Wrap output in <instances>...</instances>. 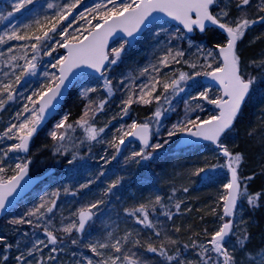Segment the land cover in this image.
Instances as JSON below:
<instances>
[{
	"label": "snow or ice",
	"instance_id": "snow-or-ice-1",
	"mask_svg": "<svg viewBox=\"0 0 264 264\" xmlns=\"http://www.w3.org/2000/svg\"><path fill=\"white\" fill-rule=\"evenodd\" d=\"M33 2L34 0H17L13 5V11L8 12L7 16L0 15V21L9 19L14 12H19ZM81 3L82 0H67L66 3L59 5L48 3L47 8L54 10L51 16L45 15L42 19H35L30 24L23 25V29L13 26L11 30L6 29L0 34V45L7 44L8 41L30 42L18 46L22 54L9 55L3 59V67L8 68L9 71H4L3 78L0 79V110H3L10 101L16 99L17 88L26 77L36 75L41 53L45 56H51L53 52L57 51V47L66 50L65 55L59 56L55 63L51 64L53 69H58L59 74L44 72V76H50L51 79L46 84L41 85L40 89L24 97L27 103L23 105L21 111L15 114L17 122L10 123L0 133V140L16 141L3 151V157H7L11 152L27 153L29 151L31 141L45 120V113L52 107L53 101L61 95L62 87L74 69L87 68L100 73L102 77H105L104 88L111 96L113 87L112 81L105 74L106 65L117 64L125 50V45L134 41L148 23L175 21L182 26V29H176L177 34H180L182 30H186L187 33L199 30L203 33L209 24L215 26L222 30L225 35L224 42L217 43L214 48L210 49L197 46L198 52L203 54V63L183 61L193 69L191 74L180 71L179 75L176 76L175 73H172L171 75H165L163 82H161V68L169 67L171 63H181L185 55L182 50L171 47H168L164 54L158 58L157 64L141 69L140 75L148 74V81L138 86V93L134 87H128L127 97L121 101V113L124 116L128 115L134 103L151 105L155 101L158 106L151 116L145 118L144 122L133 120L130 124H122L115 130L111 140L103 141L101 139L99 142H106L115 150L110 158L101 157L104 164H110L117 159V155L122 150L121 146L130 137L139 140L141 147L139 151L132 152L131 156L126 158V161L133 160L137 164L142 160L151 159L154 152L163 148L165 144L169 143L170 138L177 134L210 141L216 145L225 158V163L219 165V167L226 168L230 173V179L222 185L223 192L218 197L219 201H223V214L218 216L220 223L213 232L209 233L207 229H204L203 234L206 242L191 240V244H184L183 248L198 249L196 252L198 260L195 264H241L235 253L237 248L240 250L246 248L249 235L245 230L237 237L236 245L229 249L227 246L228 239L236 235L233 217L236 214L240 199L246 198L249 206L255 208L258 206L261 193L248 194L247 186L244 185L242 188L241 178L238 175L242 155L230 151L222 143V137L232 129L254 87L260 79L264 78V76L253 75L247 70L249 67L264 70V59L252 60L248 64H244L238 50V42L243 39L246 31L258 22L264 23V0H258L255 5H253V0H236L235 7L240 14L231 19L229 18L228 6L220 7L219 0H102L94 7L86 9L88 16L85 15V12H80L78 16H74V10ZM252 7H255L257 13L255 19L249 18L248 15V10ZM213 9L218 10L214 11ZM69 17H72V19L69 20ZM165 18H170V20H165ZM65 21H68L67 26H64L63 22ZM75 21H84L85 24L69 32ZM118 32L123 33L125 37L130 39H125L118 48L109 50V40ZM162 32H166L163 27L155 35L159 37ZM57 35L63 37V39L55 41L57 47H51L49 41H52ZM177 38L183 39L184 37L183 35L172 36L169 43L171 39ZM189 43L191 46V41ZM29 51L31 52L30 56ZM7 52L12 53L13 47H8ZM0 57H5V53L0 52ZM21 60L23 64L19 63ZM149 68L155 75L149 72ZM200 76L214 81L219 86V91L215 97H211L209 95L210 90L205 89L199 92L198 95L191 97V101H206L208 104L214 105L217 112L208 115L206 118L197 115L195 119H192L190 114L197 109L204 111L203 105L196 103L193 107L189 100H185V115L172 124L163 143H152L153 136H159L161 118L165 113L175 111L172 102L176 96L185 91L182 85ZM120 83L123 84L124 81L121 80ZM158 88H162V92H159V94H157ZM95 91H97L96 88H87L84 89L83 95L87 96L89 92ZM162 98L163 104H167L169 107H163ZM107 102V98L101 99L98 103L90 101L85 106V111L80 119L73 123H68L69 116L65 115L55 125L54 130L49 133L52 141L59 142L55 145V152L61 154L67 152L65 141L72 140L70 133L75 131L74 125L83 129L87 141H97L98 137L105 132L107 124L104 127L97 128L90 121L94 120L96 113L104 110ZM93 104H95V107H92ZM83 142V140L80 141L81 144ZM76 158V154H73L72 159L68 160V164H73ZM30 162L16 163L14 169H10L13 174L5 176L4 161L3 158H0V212L5 210L8 198L20 186V181L28 175ZM211 167L215 168L216 165ZM205 171V167H200L193 174L200 175ZM104 174L101 171L99 176ZM99 176L97 179H99ZM244 179L250 180L251 177ZM94 182L90 179L81 184L79 188H88ZM120 183L121 178L117 177L108 184L103 195L107 196ZM69 190L68 187L64 188L65 193ZM183 191L187 192L188 188H183ZM174 193L175 190H173ZM59 195V189L51 193H45L40 197V202L30 208L24 216L11 221L13 225L28 224L37 229H42L46 237V240L39 238L32 240L24 250L20 251L15 256L17 264H45L44 257L41 255L36 258V254L42 253L43 249L48 248L49 245L53 246L50 249L51 253L58 251L55 246L60 242V238L56 235L57 229L52 214H54V209L57 206ZM103 203L104 200L100 199L80 207L73 214L77 219L63 225L58 231L65 235H70L73 230L82 233L86 224L95 215L93 210ZM182 203L183 201L175 202L174 207L177 212H179ZM157 206L163 210L162 215L167 217L168 220L172 219L173 213L168 210V205L163 203L161 196H156L154 200L147 203L126 208L125 212L133 216L136 223L155 229L154 236L161 238L158 244L151 239L141 241L138 238L130 242L129 237L133 235L132 232H126L123 237L111 240L112 233H108L103 242L97 241L84 245V247L91 250L95 257L100 258L93 260L85 257L87 264H145L137 252L132 250L133 248H143L147 252L158 255L168 264H193L192 261L187 260L181 247L178 246L180 242L173 239L166 232L162 234L157 223L150 219V212L155 213ZM212 214H216L215 209L212 210ZM61 223L63 224L62 221ZM174 230L179 232L180 228L177 227ZM25 235L27 234L25 233ZM136 235L139 236V233ZM195 235L200 236V233H195ZM4 243L5 237L0 236V244ZM71 243L75 245L78 240L72 239ZM129 243L131 246L125 248V245ZM12 247V244H6L5 250ZM7 259L8 257L5 256L4 260L7 261ZM55 259L56 257L51 254L47 257L48 261ZM242 260H246V264H264V248L259 249L254 256H249L246 253ZM77 264H80V262L77 261Z\"/></svg>",
	"mask_w": 264,
	"mask_h": 264
},
{
	"label": "rangeland",
	"instance_id": "rangeland-1",
	"mask_svg": "<svg viewBox=\"0 0 264 264\" xmlns=\"http://www.w3.org/2000/svg\"><path fill=\"white\" fill-rule=\"evenodd\" d=\"M100 1L91 0L90 1V8L94 7L97 3ZM258 3V0H253V5ZM15 3L12 1H8L9 6H13ZM220 7H224L225 5L228 6V10L230 13L229 18H235L239 14H235V10L233 11L232 5H235V0H219ZM45 11L42 12V15L39 19H42L45 15L51 16V11L46 7L44 8ZM214 11H217L218 9H213ZM79 14H76L75 16H78ZM254 16H249V18H253ZM90 19V17H88ZM8 20V19H7ZM94 22V21H93ZM85 24L84 21H75L72 26H78ZM86 26V25H85ZM253 26V25H252ZM252 26L246 31L245 36L241 41L238 42V50L239 54L241 55L242 61L244 64H248L249 61L252 60H261L264 59V52L261 54H257L256 56H250V50L256 48L261 43L264 44V23H256V30L258 31L257 34H259V37L255 36L253 32H250L252 30ZM161 27L163 29H166V32H162L159 37L155 35V33L159 32ZM178 27L170 24L169 22L164 23L163 21H158L154 23L136 42L133 46L129 47L128 45H125V50L121 55L120 60L115 65L108 64V66L105 69L106 77L112 81V87H113V94L111 96L108 95L107 91L104 88V79L105 77H93L89 75H82L76 82L74 86V93L73 96L75 98H83L85 97L83 95L84 89L87 88H96L97 93L103 94L105 98H107L108 102L105 105V108L102 112H98L95 114L94 120L90 121V123H94L95 127L101 128L104 127L107 124V127L105 128V132L101 134L100 137H98L97 141H87L85 138V133L82 128L74 125L75 131L71 132L72 140L71 141H65V144L67 146V152L65 154L56 153L55 152V145L59 142H54L48 140H42V138L32 147V153H31V172L37 173L42 171L43 169L47 168L51 163L56 161L58 158L64 159V157L67 159V164L64 166L63 169H58L54 175H52L47 181H44V185H39L35 190L32 191L33 196H35V199H38V203L40 202V197L44 195L45 193H51L52 191H55L59 189L60 195L57 199V206L54 209V214H52L53 222L56 225V235L58 238H60V242L55 246L57 247L58 251L56 253H51L50 249L53 247L52 245H49L48 248H44L42 253H37L36 258H39L41 255L44 257L45 264H77V261L80 262V264H87V261L85 260V257L91 258L93 260L100 259L99 257H95L94 254L91 252L89 248L84 247L85 244L88 243H95L97 241L103 242L107 236L108 233H111L112 231H115V233L111 236V240H115L117 238L123 237L126 232H132L133 235L129 237V241L131 242L133 239H141L142 236H137L138 228L141 227L138 224H132L131 226H120L124 222L123 217L125 216L126 212L124 207H121V205H116L113 207V202L118 199V195L120 194V191H128L127 188L131 185H136L138 179L140 181L139 185L144 184L142 182L143 175H149L150 176V185L143 190L144 194L143 198H139L138 195H133L130 198L129 203L125 204V207L129 205L131 208L138 206L141 203H147L150 200H154L156 196H161L162 193L159 192L157 189L166 187L168 184V192L166 191L165 195H168L166 201L164 202L166 205H172L174 204V200L178 199L179 201H183V204H187V211H193L195 215H198V210H200L203 214V216L200 218H197V221H203V226L201 229H207L209 233L213 232L217 225L220 223L218 219V212L221 211L222 215V205L223 201H219L218 197L220 194H222L223 189L222 185L224 183L228 182V179L221 181V184L216 183V187L214 186L210 193L207 192V190L200 188L199 183V177L200 175H194L196 169L200 167H205L206 171L204 173L208 172V169L211 168L208 164L209 158L207 157L206 151L201 149H196L193 151V155L189 156V154H180L177 155L175 158V155L172 157L174 160L171 162V166L175 169V166H179V170L177 172L172 170L170 167V160L171 157H163L161 158V162L167 164L163 166V168L159 171H150L151 168V160H142L139 164H137L133 160H127V157L131 156V153L134 151H139L140 147H138L136 144L129 145L126 150L122 153L121 156L117 157L115 161H112L110 164H104L101 157H111V155L114 154L115 150L111 148L108 143H101L99 140L103 141H109L112 139L113 134L115 133V130L120 127V125H127L132 123L133 120L139 119V115L141 116L140 119L144 122L146 117H149L152 115V113L155 111L156 107L158 106L155 101H153L152 109L148 112H146L143 116L140 114V109L142 108L143 104L134 103L130 110L128 115L124 116L121 113L122 104L121 101L123 99H126L128 94V87H134L139 92V85L146 83L148 81V74H145L143 76L140 75V70L149 67L152 64H157L158 58L164 54V51L168 47H171L173 49H180L182 50L185 55L183 57L182 63L180 66H176L175 63H171L169 67L161 68L160 72V79L161 82H163V78L165 75H171L172 73H175L176 76L179 75L180 71L188 72L189 74L192 73L193 69L189 67L187 63H184V60L190 61V62H199L203 63V54L198 52L197 46L204 49H210L212 47L204 45L200 42H197L193 37L187 36L183 30L180 34L176 33V29ZM253 31V30H252ZM183 35V39H171V42L169 43V40L172 36H179ZM59 37V35H57ZM55 36L52 41H49V44L51 47H57L55 41L58 40ZM199 36V35H198ZM262 36V37H260ZM223 38V37H222ZM258 38V39H257ZM263 38V39H262ZM223 38L221 41L224 42ZM125 39H117L115 40L112 45L110 46L111 50L112 48H118L121 43L124 42ZM189 41H191V46ZM262 44V45H263ZM14 46V44H13ZM264 46V45H263ZM214 48V47H213ZM49 50V49H45ZM249 51V52H248ZM57 54L52 53L51 56H45L43 53H41V57L38 62V68L36 75L26 77L21 84L17 88V96L14 101L15 107L11 108L8 112H2L0 110V133L4 131V129L10 124V123H16L15 120V114L18 111H21L23 108V105L27 103V101L24 99V97L30 95L33 91H36L40 89L41 85L46 84L48 80L51 79V77H45L44 72H56V69H53L51 67L52 63H55L54 59H56ZM199 58V59H198ZM140 63V64H138ZM23 64V62L21 63ZM249 72H251L253 75H260L264 76V70L257 68V67H249L247 69ZM9 71L8 68H4L2 72ZM149 72L152 75H155V73H152L151 68H149ZM3 78V74L0 76V79ZM200 77H195L193 80L187 81L182 86L185 88V91L180 93L178 96H176L173 99L172 106L175 108V111H169L165 113V115L161 118V124H160V132L159 136H153L152 143H163V140L167 138V131L171 128L172 124L176 123L180 118H182L185 115V100H189L192 106L194 107L196 103H201L203 105L204 111H207V102L206 101H191V97L198 95L199 92L204 91L205 89H209V95L211 97H215V95L218 93V89L212 86H205L201 84ZM123 80L124 83L121 84L120 81ZM159 92H162V88H158L157 94ZM92 94L94 92H89L87 95ZM96 97V96H95ZM93 97V98H95ZM111 103H110V102ZM161 103L163 104V98ZM18 106V108H17ZM31 106V105H30ZM148 106V105H145ZM164 108L169 107L167 104H163ZM243 111H241V116L244 118V120L241 118H238V124L237 127L232 128L230 131H228L223 137H222V143L225 144L229 150L233 151V146L238 141L239 137V131L242 127L243 122L247 121V118L251 117L254 121H257V126L259 128H262L264 126V78L260 79L257 85L254 87V90L250 97L247 99L246 103L244 104ZM85 111V108L81 114L83 115ZM202 111L197 109L195 112H192L190 114V118L195 119L197 115L202 116ZM214 114V113H212ZM211 114V115H212ZM80 116V117H81ZM64 115L57 116L55 124L52 126V130L55 128V125L63 119ZM79 117V119H80ZM115 117V119H113ZM171 118V119H169ZM77 119V120H79ZM239 125V126H238ZM256 126V127H257ZM264 133V128H263ZM83 140L84 142L81 144L80 141ZM5 141V142H4ZM177 141V136L171 137L168 144H165L163 148L157 150L154 153H161L165 152L166 150L172 149L173 144ZM11 142L13 140H7L3 139L0 140V144H3L2 148L0 146V152L3 153L4 150L7 149L8 146L11 145ZM150 150V149H149ZM12 153V152H11ZM18 153V152H16ZM153 153V154H154ZM234 153H239V151H235ZM10 154V153H9ZM73 154H76L78 158H80V162L84 163L86 159H90L93 156V159L91 163L88 165L90 168H84L81 167L79 163L73 162V164H68V160L72 159ZM20 156V155H19ZM88 157V158H86ZM153 157V156H152ZM0 158H3L4 164L3 166L7 170L9 167L14 169L16 163L25 162V157H21L19 160H15L14 157H3L0 154ZM6 158V159H5ZM139 159V158H137ZM192 159H198L196 162H193ZM120 165V170L117 172L115 170L114 164ZM243 159L241 164L238 168V173L240 174L242 170ZM185 165L184 168H182ZM194 170V171H193ZM103 171L105 173V176L101 177L99 176V173ZM158 176L156 177V175ZM173 174V176H172ZM99 176V179L97 177ZM117 177L121 178V183L107 195L104 196L103 192L108 187V184L111 183L113 180H115ZM138 178V179H137ZM157 178V179H156ZM186 178V179H185ZM221 178V176H219ZM94 180L95 182L92 183L88 188L80 189L79 186L81 184L86 183L88 180ZM137 179V180H136ZM242 180V179H241ZM156 181V188H154L153 184ZM242 183H244V179L242 180ZM182 185L183 187H179ZM68 187L70 190L69 192L65 193L64 188ZM187 187L188 191L184 192L183 188ZM173 190H175V193L173 194ZM206 191V192H205ZM217 191V192H216ZM75 193V194H73ZM200 196L202 201L200 203H206L205 207L202 206L196 202V198H199ZM171 197V199H169ZM104 200L103 204H100L97 209H94L95 215L93 219L98 218L101 220L100 224L97 222L95 224V232L94 236L92 235L91 229H93V219L89 222L87 229H86V235L78 237L75 234V230L70 235H65L62 232L58 231L63 225H66L68 223H71L73 220H76V216L73 214L77 212V210L89 203L95 202L96 200ZM243 199V198H242ZM26 199L24 200V202ZM37 203V204H38ZM109 206H112L111 208H107ZM198 207H200L198 209ZM107 208L104 212V209ZM215 209L216 214H212V210ZM22 211L21 207L18 206L16 209L14 208L11 213L15 216L16 212ZM124 211V212H123ZM106 215H110L108 218H103L104 213ZM120 217V220L119 218ZM132 218L135 220V218L132 216ZM13 216L8 218L5 222L0 223V236L5 237V243L0 244L4 246L3 250L6 249V244H9V241L11 237H13L14 232L17 231V227L11 223L13 220ZM150 219L155 223V219L153 218V213L150 212ZM96 220V219H95ZM63 222V224L61 223ZM108 221V222H107ZM171 221V220H170ZM165 221V222H170ZM196 221V220H195ZM174 221H172L173 223ZM235 223V233L236 235L231 236L228 239L227 246L229 249H231L234 245H236L237 241V232L239 228H242V223H239L236 225ZM92 225V227H91ZM108 225H117L116 228H108ZM24 226L22 229V233L24 237L22 238V243H19L15 239V244H13L12 249L15 250L16 255L19 254L20 251L24 250L25 247H27L30 242L36 238L39 239H45V234L43 233L42 229H37L32 225L28 224H21L20 227ZM201 226V224H199ZM91 227V229H90ZM122 227V228H121ZM174 227V226H173ZM200 228V227H199ZM199 228L196 227V230L199 231ZM90 229V230H89ZM143 230L146 229V227L142 228ZM140 229V230H142ZM153 230V229H152ZM173 230V229H172ZM155 232V230H153ZM25 233L27 235H25ZM153 233V232H152ZM203 238L198 239L197 241H205L204 235H202ZM78 237V238H77ZM155 237V236H154ZM188 237V235H187ZM157 238V237H155ZM72 239H77V244H72ZM103 240V241H102ZM154 242L159 243V240H153ZM186 244H191V236L185 239ZM19 245V246H18ZM131 246V245H130ZM9 250V249H8ZM138 248H135L134 251L137 252ZM182 250V249H181ZM111 251L110 249L108 250ZM139 251V250H138ZM198 249H184V256L187 258V260H190L195 264V262L198 260V257L196 255V252ZM54 255L57 261H48L47 257L49 255ZM138 254V253H137ZM156 255V254H155ZM236 255V254H235ZM139 256V255H138ZM157 258L160 260H163L161 257L156 255ZM140 257V256H139ZM32 259V258H30ZM142 261L145 262V264H157L152 263L151 261L143 260L142 257H140ZM55 261V262H54ZM241 264H246V260L240 259ZM161 264V263H160Z\"/></svg>",
	"mask_w": 264,
	"mask_h": 264
},
{
	"label": "trees",
	"instance_id": "trees-1",
	"mask_svg": "<svg viewBox=\"0 0 264 264\" xmlns=\"http://www.w3.org/2000/svg\"><path fill=\"white\" fill-rule=\"evenodd\" d=\"M8 1H12L14 3L17 2V0H2V1H0V15L7 16L8 12L13 11V6L12 5L9 6ZM90 1L91 0H82V3L78 6L77 9L74 10L73 15L75 16L76 14H79L80 12H85V15L88 16L86 9L90 8V6H91V5H89ZM95 1H100L99 3L102 2V0H95ZM66 2H67V0H34V2L30 5H27L26 8L21 9L19 12H14L13 16L10 17L8 20L0 21V34H2V32L6 29L11 30L13 26L23 29V25L30 24L35 19H38L41 17L42 12L45 11L44 8L47 7L48 3H53V4L59 5V4H63ZM235 2H236V0H235ZM109 7H111V5H109ZM232 8H233V11L235 10L234 11L235 14L236 13L240 14L239 10L235 7V5H232ZM49 11H51V14H53V12H54L53 9H49ZM248 15L249 16L255 15V17L257 16V13L255 11V7H252L248 10ZM255 17H253V18H255ZM71 19H72V17H69V20H71ZM77 22H79V21H77ZM63 23H64V26H67L68 21H65ZM93 23H95V21ZM76 26H72V28L69 29V32H72ZM255 26H256V24H254L252 26L253 31L250 30V32H253L256 37L257 36L259 37V34H257L258 31L256 30ZM260 37H262V36H260ZM56 38L58 40L63 39V37H61V36H59V37L57 36ZM193 38L197 42H200V43L207 45V46H210L212 48L217 43H222L221 40L223 39L222 35L216 29H208L203 35H199V36L195 35ZM26 43H30V42H28V41H8L7 44L0 45V52L5 53V57H0V76L3 74L2 71L5 68V67H3V59H5L9 55H20V54H22V52L18 46L20 44H26ZM13 44H14V46H13ZM262 44L263 43L258 45L256 48L250 50L249 55L250 56H256L257 54H261L262 52H264V46H263L264 44L263 45ZM8 47H13L12 53L7 52ZM54 53L57 54L56 59L59 58V56H62L61 48L57 47V51L53 52V54ZM30 55H31V52L29 51V56ZM56 59H54V61ZM22 62H23L22 60L19 61V63H22ZM181 63L175 64V65L180 66ZM138 64H140V63H138ZM73 93H74V89H72V91L69 93V95L67 96L62 108L55 115L53 120L50 123H48L46 126H44L38 132V134L35 136L32 147L41 138H42V140L44 139L45 141L48 139H50V141L52 140L51 137L49 136V133L52 131V126L57 121L56 120L57 116L60 117L62 115H64V116L68 115L69 116L68 123H73L74 121L79 119V117L81 116L85 106L88 105L90 101H94V102L98 103L101 99H104V97H105L103 94L94 92L92 94L90 93L89 95H87L83 98H81V97L75 98L73 96ZM93 97H95V98H93ZM206 106H207L206 107L207 111L201 112L202 118H206L208 115H211L212 113L215 114L214 105L207 104ZM13 107H15V102L10 101L5 106V108L2 110V112H8ZM92 107H95V104H93ZM17 108H18V106H17ZM151 109H152V105H148V106L143 105L142 108L140 109V114H142V116H143L146 112L150 111ZM243 110L244 109L242 108V111ZM140 117L141 116L139 115V119H137V122H143L140 119ZM238 118H240V119L242 118L244 120V118L241 116V113L239 114ZM238 118L234 122V126L232 128L237 127ZM169 119H171V118H169ZM256 122L257 121H254V123H253V119L251 117H249V118H247V121L241 123L242 127L240 128V131H239L240 132L239 137H237L238 141L233 146L234 148L232 151L234 153L235 151L238 150L239 153L242 155V159H243L242 164L244 166H242V170H241L240 174L238 173L239 177L242 180L246 177H251L250 180L244 179V183H242V180H241L242 188L244 185H246L248 194L261 193V196L258 200V206L257 207L253 208V207L249 206V204L246 201V198L240 199V204L237 207L236 214L234 216V220L236 221V225H238L239 223H242V225H243L242 228H239V230L237 232V237L239 235H241L245 230L247 231V233L249 235V238L246 242V248L244 250H240L239 248H237V251L235 254H236L238 261L240 259L244 258L246 253L249 256H254L259 249L264 248V183L261 181V179L264 181V172L262 173V170L264 171V133H263L264 126L262 128H259V126H257ZM176 136H178V134ZM15 142L16 141H13V142H11V144L15 143ZM0 146L2 148L3 144H0ZM198 148L206 151L207 157L209 158V162H210V164H208L209 166L216 165L215 168H212V167L209 168L207 173L201 174V176L199 177L200 188L205 189V190H211L214 186L216 187V183L221 184V181H222V184H223V181L227 177V172H226V168H221V167H219V165L224 164V157L219 155V153L217 151H215V149L212 148V146L207 145V144L206 145H200L198 147H189V148L184 149L182 151H174L173 152L171 149H169V150H166L165 152L154 153L153 157L151 158L152 159L151 160L152 166L150 168V171H154L155 173H157L156 171L161 170L163 168V166L167 165V164L161 162L160 159L163 157H169V158L171 157L169 165L173 171L175 170L177 172V170H179L180 167L177 166V164L175 166V169L171 166V162L174 160V158L172 156L175 155V158L177 155H180V154H189V156H191V155H193V151L198 149ZM31 153H32V148H31V152L29 154L30 158H31ZM0 154L3 156V153L0 152ZM7 157H10V158L14 157L15 160L20 159L19 152L18 153L12 152V153L8 154ZM76 157L77 158L74 162L79 163L81 165V167L90 168L88 165L91 163L93 156H88L91 158L86 159V161L84 163L80 162V158H78L77 155H76ZM88 157H86V158H88ZM192 160H193V162H196L198 159H192ZM66 164H67V159L64 157V159L58 158L56 161L51 163L49 166L54 167L55 171H57L58 169L59 170L63 169ZM114 167H115V170L117 172H119L120 165L117 163V164H114ZM184 167H185V165L182 168H184ZM153 168L156 171L153 170ZM260 168L262 170H259ZM10 169H12V168L9 167L6 170L5 176H10L13 174L10 171ZM90 169H92V168H90ZM103 176H105V174ZM103 176H101V177H103ZM157 176H158V174L156 175V177ZM172 176H173V174H172ZM219 176H221V178H219ZM138 178H142L141 180H142V182H144V184L139 185L140 181ZM138 178H137L138 181H137L136 185H131L130 187H128L127 188L128 191H124V190L120 191V194L118 195V199H116L113 202V207H115L116 205H121V207H124V209L131 208L129 205H127L125 207V204L129 203L131 196L138 195V197L140 199L143 198V195H145L143 190L150 185L149 180L151 178L149 175H146V174L143 175V177H138ZM40 185L43 186L44 181ZM153 186L155 189H157L156 188V181L154 182ZM179 187H183V186L180 185ZM221 189H223V188H221ZM157 190L162 193V200L164 203L168 197V195H165L166 194L165 192L166 191L168 192V184L166 185V187H162V188H159ZM25 199H26V201L24 202ZM25 199L18 202V205L15 207V209H16L18 206H20L22 211L16 212L15 216L11 212L7 213L5 216H3L0 219V223L5 222L8 218H10L12 216L14 219H18V218L24 216V214L30 208L34 207L38 203V199H35V196H33L32 193H30ZM177 201H179V200L178 199L174 200V204ZM201 201L202 200L196 201V202L200 205ZM174 204L168 206V210H170L173 213V217H172L171 221L169 220L170 222H165V221H168V219H167V217H165L164 215L161 214V212L163 210L160 209L159 206H157L156 212L153 213V218L156 220L155 223H157V226L161 230L162 234L166 232L173 239H176L180 242V244L178 246L181 247L182 252H183V245L186 244V242H185L186 238H188L189 236H191V240H198V239L203 238L202 235H204L203 234L204 230L201 229V227L203 226V221H197V218H199V217L201 218L204 213H202L200 210H198V212H199V213H197L198 215H195L193 211H187L186 210L187 204H183V203L180 206L179 212H177V210L174 207ZM205 205H206V203H203L200 205V207L202 206L204 208ZM111 207L112 206H109L107 208H111ZM200 207H198V209ZM107 208L104 209V212H106L105 210ZM218 214L221 215V211L218 212ZM108 217H110V215H106L104 213L103 218H108ZM118 218L120 220V217H118ZM95 219L93 221V229H91L93 237H95L94 236L95 224H97V222L102 224L101 220H99L96 217H95ZM122 221L124 223L121 224L120 226H125L126 224H127V226H131L132 224H134V219L127 212H126L125 216L123 217ZM172 221H174V222L172 223ZM199 224H201V226H199ZM138 225L141 226L138 228L139 236H142L143 239H145V240L151 239L152 241L161 239V238H155L154 237V231L153 230H155V229L152 230V228H148L144 225H141V224H138ZM15 226L17 227V231L14 232L13 237L10 238L11 241H9V244H12V245L15 244V239L19 243H22L23 242L22 238L24 237V235L22 233V229L24 228V226L20 227L21 224H18ZM116 226L117 225H108V228H110V232H111V228H116ZM143 227H146V229L143 230L142 229ZM177 227L180 228L179 232H176L174 230ZM196 227H198V228L200 227L199 231H197L198 229L196 230ZM140 229H142V230H140ZM111 233L113 235L115 233V231H112ZM195 233H200V236H196ZM85 235L86 234H84L83 236H85ZM187 235H188V237H187ZM141 241H144V240H141ZM155 243H157V242H155ZM3 247L4 246L0 245V264H17V262L15 260V256H16L15 250H13L12 248L9 250H3V249H1ZM128 247H130V243L125 245V248H128ZM134 249L135 248H133L132 250L134 251ZM138 250H137V253L140 257L143 258V260H147V261L149 260L152 263L156 262L157 264H160V263L161 264H168V262H166L164 260H160L159 258H157V256L155 254L147 252L143 248H138ZM170 254H172V253L170 252ZM5 256L8 257L7 261L4 260ZM57 260L58 259H56L55 261H57Z\"/></svg>",
	"mask_w": 264,
	"mask_h": 264
},
{
	"label": "water",
	"instance_id": "water-1",
	"mask_svg": "<svg viewBox=\"0 0 264 264\" xmlns=\"http://www.w3.org/2000/svg\"><path fill=\"white\" fill-rule=\"evenodd\" d=\"M162 15V14H161ZM165 20H170V18H165ZM156 22V21H154ZM148 23L145 27H143L142 31L140 34H138V36L136 37V39L134 41H132L130 44L128 45H133L135 43V41L154 23ZM170 23H172L173 25L175 26H178L180 28H182L181 25H178L177 22L175 21H170ZM208 28H215L217 29L218 31H220L222 33V30L218 29L217 27L215 26H212V25H208L207 29ZM184 32H186V30H184ZM197 33L201 34V32L199 30H196ZM187 35H192V33H187ZM223 34V33H222ZM224 35V34H223ZM225 36V35H224ZM118 38H121V39H130L128 37H125L123 35V33H117L115 36H113L112 38H110L109 40V47H110V44L118 39ZM62 49V48H61ZM62 51L64 52V55L66 54V50L65 49H62ZM107 66V65H106ZM58 69H57V75H58ZM92 75V76H96V77H100V73H97V72H94L92 69H87V68H84V69H74L73 72L69 75V78L68 80L65 81V84L64 86L62 87V90H61V95L59 97H57L56 100L53 101V105L52 107H50L47 112L45 113V120L42 122L40 128L38 129V131L48 122L50 121L53 116L58 112V110L60 109V107L63 105L64 101H65V98L67 97L69 91L72 89L73 85L75 84L76 80L81 76V75ZM201 82L206 84V85H212V86H215L217 88H219V86L214 82V81H211L209 78L207 77H201ZM217 110V109H216ZM38 133V132H37ZM37 135V134H36ZM35 135V136H36ZM34 136V137H35ZM130 142H136L137 144L140 145V142L139 140L135 139V138H128L125 142L124 145L121 146V152L118 154L120 155L123 150L128 146V144ZM200 144H211L216 150L220 151L221 150L216 146L214 145L213 143H211L210 141H204V140H199L197 138H194V137H189V136H186L184 134H180L179 135V139L178 141L176 142V144L174 145V149L177 150V149H181V148H186V147H189V146H193V145H200ZM141 146V145H140ZM29 150H30V147H29ZM21 155H28L29 151L27 153H23V152H19ZM222 154V152H221ZM27 161H30L29 159ZM54 172V169L53 168H49L48 170L44 171L43 173H40L38 175H31L29 173V170H28V175L24 177L23 180L20 181V186L17 188V190L13 193L12 196H10L8 198V202L6 204V208L4 211L0 212V218L6 214L16 203L17 201H19L21 198H23L39 181L43 180L44 178H46L47 176H49L50 174H52ZM228 179H230V173L228 172ZM89 223V222H88ZM87 223V224H88ZM86 224V226H87ZM85 226V228H86ZM85 230V229H84ZM83 230V231H84ZM78 234H81V233H78Z\"/></svg>",
	"mask_w": 264,
	"mask_h": 264
},
{
	"label": "bare ground",
	"instance_id": "bare-ground-1",
	"mask_svg": "<svg viewBox=\"0 0 264 264\" xmlns=\"http://www.w3.org/2000/svg\"><path fill=\"white\" fill-rule=\"evenodd\" d=\"M218 31V30H217ZM183 32H184V30H183ZM221 35H222V37L223 38H225V36L220 32V31H218ZM185 34H186V32H184ZM187 35V34H186ZM187 36H189V35H187ZM26 159H29L30 157L28 156V157H25ZM25 159V160H26ZM259 170H262L261 168L259 169ZM264 171L262 170V173H263ZM261 177V176H260ZM261 181L264 183V181L261 179ZM211 191V190H210ZM209 190H207V192H210ZM206 192V191H205ZM199 198H197L196 199V201H200L202 198L200 197V196H198ZM23 200V199H22ZM205 203V202H204ZM201 204H203V203H201ZM239 204H240V200H239V202H238V206H239ZM134 224H137L136 223V221L134 220Z\"/></svg>",
	"mask_w": 264,
	"mask_h": 264
}]
</instances>
